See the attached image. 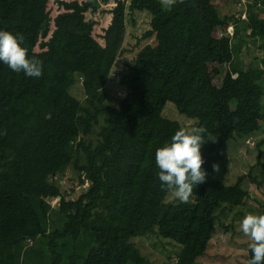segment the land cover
Returning a JSON list of instances; mask_svg holds the SVG:
<instances>
[{"label":"trees","instance_id":"16d2710c","mask_svg":"<svg viewBox=\"0 0 264 264\" xmlns=\"http://www.w3.org/2000/svg\"><path fill=\"white\" fill-rule=\"evenodd\" d=\"M244 4L245 19L221 15L213 0L170 9L160 0H0V29L22 33L28 57L43 61L40 78L0 62V264H30L32 253L42 264H156L132 240L151 232L180 244L176 264L205 255L217 209L244 204L250 185L264 182L249 171L226 184L234 134L264 128V0ZM126 9L151 15L138 41H154L126 62V93L112 105L105 85ZM251 37L261 64L238 68ZM77 75L83 101L69 91ZM167 101L216 138L201 146L207 178L189 203L166 202L158 179L155 151L182 127L163 115ZM70 167L89 182L76 198L53 180ZM40 238L47 252L25 250Z\"/></svg>","mask_w":264,"mask_h":264},{"label":"rangeland","instance_id":"374dc122","mask_svg":"<svg viewBox=\"0 0 264 264\" xmlns=\"http://www.w3.org/2000/svg\"><path fill=\"white\" fill-rule=\"evenodd\" d=\"M218 12L221 15H239L245 19L247 16L245 0H213ZM129 3V0H127ZM243 13H245L243 15ZM151 15L147 11H130L126 9V31L122 52L117 57L105 85L107 93V102L116 105L126 93L123 78L128 74L126 62L135 56L136 51L147 42L153 43V38L138 41L144 32L150 29ZM244 26V24H242ZM231 28V27H230ZM232 30V28H231ZM246 35L249 30H242ZM259 40L253 37L247 39V45H243L242 50L236 53L235 58L238 61V68H248L252 65H260L261 62L253 59V55L258 56ZM245 50L247 56L245 55ZM264 66V64H263ZM264 84V80H263ZM70 93L80 100H84L85 94L82 89V79L76 76V81L70 87ZM234 106L235 102L232 101ZM163 115L178 120L183 128L190 129L197 124L198 120L189 118L180 113L173 102L167 101L163 110ZM98 126H95L94 133L87 138H95ZM228 145L229 150V170L226 177V184L235 182L237 176L252 171L258 176L259 180L264 178V128L258 130L251 136H242L235 133ZM53 180L59 184L61 191L69 198H76L89 185V182H80L79 173L73 168L67 169L64 173L53 176ZM194 201L195 198H190ZM245 203L239 206L222 204L216 211V226L207 251L204 256L198 258L196 264H247L248 238L242 233L239 225L242 218L247 213L260 214L262 204L264 203V182L258 186L252 183L249 188V194L245 197ZM57 198H50L51 205L57 207ZM166 202H177L170 193L166 196ZM55 223L60 221L56 217ZM49 223V228H51ZM142 253L147 255L156 264H176L180 251V244L173 240L163 238L157 232H151L136 236L132 239ZM25 242H22V246ZM34 245V246H33ZM33 247L26 245L25 250L41 253L47 252L45 242L40 238L36 239ZM24 250V251H25ZM31 251V252H32ZM24 253V252H23ZM27 258L30 264H39L40 259L32 257ZM26 257L28 253L26 252ZM29 264V263H28ZM42 264V262L40 263Z\"/></svg>","mask_w":264,"mask_h":264},{"label":"clouds","instance_id":"9594fccd","mask_svg":"<svg viewBox=\"0 0 264 264\" xmlns=\"http://www.w3.org/2000/svg\"><path fill=\"white\" fill-rule=\"evenodd\" d=\"M161 4L171 8L177 0H160ZM182 2V0H181ZM23 34H13L8 30L0 29V62L11 70L32 78L43 75V61L35 56L29 58L27 50L22 46ZM204 127L179 128L155 151V164L159 169L158 179L161 188L169 192L180 202L189 203L196 185L204 183L207 172L202 168L204 160L201 146L206 141L215 142L216 138L208 135L205 139ZM214 173L220 167L212 165ZM242 233L248 238V248L251 258L247 264H264V214L247 213L239 225Z\"/></svg>","mask_w":264,"mask_h":264},{"label":"built area","instance_id":"2783aa9c","mask_svg":"<svg viewBox=\"0 0 264 264\" xmlns=\"http://www.w3.org/2000/svg\"><path fill=\"white\" fill-rule=\"evenodd\" d=\"M246 1V0H245ZM245 1H243L242 3H245ZM246 13V12H245ZM245 13H243V15L245 14ZM241 14V13H240ZM245 18H246V16H245ZM231 28H232V30H233V27L232 26H230ZM228 28V30L232 33V30H231V28ZM30 242H32V241H30Z\"/></svg>","mask_w":264,"mask_h":264}]
</instances>
